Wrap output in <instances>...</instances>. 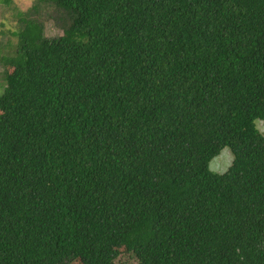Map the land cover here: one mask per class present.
Here are the masks:
<instances>
[{
	"label": "trees",
	"instance_id": "1",
	"mask_svg": "<svg viewBox=\"0 0 264 264\" xmlns=\"http://www.w3.org/2000/svg\"><path fill=\"white\" fill-rule=\"evenodd\" d=\"M0 4V264H264V0Z\"/></svg>",
	"mask_w": 264,
	"mask_h": 264
},
{
	"label": "rangeland",
	"instance_id": "2",
	"mask_svg": "<svg viewBox=\"0 0 264 264\" xmlns=\"http://www.w3.org/2000/svg\"><path fill=\"white\" fill-rule=\"evenodd\" d=\"M33 0H13V5L18 10L26 11L30 5H32ZM18 25L17 19L12 15V10L5 9L2 4H0V44H5L8 41H15L16 37H14L11 33L16 29ZM47 31L50 34L55 33L53 29H51V24H46ZM4 70L9 72L12 70V66L9 64L5 65ZM256 125L261 133L264 134V121L256 120ZM232 153L228 147H224L218 155L213 157L209 162V168L215 172H223L225 171L232 161ZM113 253H116V257L113 260L114 264H134L136 263L135 258L123 252L121 250H113ZM72 264H82L80 262H74Z\"/></svg>",
	"mask_w": 264,
	"mask_h": 264
}]
</instances>
